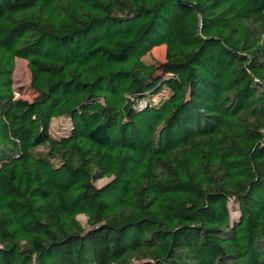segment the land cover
I'll return each instance as SVG.
<instances>
[{"label":"trees","instance_id":"trees-1","mask_svg":"<svg viewBox=\"0 0 264 264\" xmlns=\"http://www.w3.org/2000/svg\"><path fill=\"white\" fill-rule=\"evenodd\" d=\"M0 264H264V0H0Z\"/></svg>","mask_w":264,"mask_h":264},{"label":"rangeland","instance_id":"rangeland-1","mask_svg":"<svg viewBox=\"0 0 264 264\" xmlns=\"http://www.w3.org/2000/svg\"><path fill=\"white\" fill-rule=\"evenodd\" d=\"M166 58V47L161 46L156 48L153 53L144 59L145 63H155L156 61L163 62ZM14 89L16 91L15 95L18 98L26 99L32 101L36 96V93L31 89V72L28 67V63L25 60L17 59L16 61V70L14 73ZM167 92H164L163 95H167ZM161 96L155 98V101H158ZM69 122L64 119H54L52 121L50 132L53 137L59 138L63 135L68 134ZM109 182L108 179L100 180L96 183L98 187H101ZM79 220L86 225L87 219L84 216H80Z\"/></svg>","mask_w":264,"mask_h":264}]
</instances>
